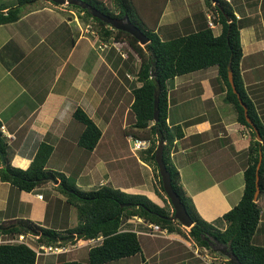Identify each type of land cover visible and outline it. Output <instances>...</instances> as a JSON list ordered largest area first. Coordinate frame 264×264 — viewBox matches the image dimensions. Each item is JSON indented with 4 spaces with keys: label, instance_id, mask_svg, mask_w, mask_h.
Returning <instances> with one entry per match:
<instances>
[{
    "label": "crops",
    "instance_id": "1",
    "mask_svg": "<svg viewBox=\"0 0 264 264\" xmlns=\"http://www.w3.org/2000/svg\"><path fill=\"white\" fill-rule=\"evenodd\" d=\"M176 1L180 0H167L162 10L157 29L162 38L208 26L209 21L214 24V34L221 33L222 25L215 22L204 0H181L187 7V15L182 18L176 16L182 2L175 4ZM227 1L243 25L240 29L243 88L264 125V0ZM52 2L32 0L21 8L17 20L0 24V130L2 142L8 146L11 165L27 169L37 147L47 142L54 147L48 167L63 172L79 189L91 190L110 184L129 193L145 194L164 206L163 198L155 191L158 177L152 166L141 159L143 150H133L131 146V153H125L119 147V140L110 135L109 123L103 120L116 116L124 94L130 91L132 94L133 90L127 86L132 82L128 83L114 71L121 65L116 64L117 54L112 48L106 52L96 48L95 44L102 39L93 36L88 28L91 25L95 29L93 20ZM16 4L17 0H0V10L6 12ZM80 4L87 7L85 3ZM136 56L135 64H141L140 57ZM199 71L177 76L167 84L168 124L181 125L184 132L183 137L174 142L171 162L178 169L183 188L199 214L224 229L223 214L233 208L243 194L252 137L250 128L238 122L233 106L225 101L227 86L218 75L217 66L202 69V74H198ZM107 74L112 76L108 81L104 78ZM137 84L140 86L141 82ZM132 100L133 97L126 107V115L131 110ZM78 107L102 130L91 152L78 145L83 129L73 117ZM189 120L193 121L186 124ZM126 122L123 121L127 126ZM258 135L255 139L263 142ZM126 137L128 142L133 139L130 135ZM65 144L72 146V159L75 160L73 154H79L76 156L79 158L86 156L81 166L79 162L69 165L71 158L68 159L62 148ZM58 149L64 156L63 165L52 167L51 158ZM260 154L263 159L264 150H260ZM2 159L4 155L3 158L0 155V170L5 165ZM59 182L50 179L32 191H25L3 181L0 175V224L28 219L46 227L44 222L53 210V217L62 222L66 217H73L66 227L59 226V221L54 223L56 230L74 227L76 208L66 201ZM257 202L264 211V194L258 196ZM140 220L144 219L134 216L120 229L137 232L141 253L105 264H225L226 261L238 264L227 244L212 239L208 249L177 232L166 230L155 236L142 233L146 228H142L145 224ZM258 228L256 243L264 245V220L261 219ZM24 235L30 238L33 234ZM95 243L67 244L66 252L41 255L36 264L86 261L89 248Z\"/></svg>",
    "mask_w": 264,
    "mask_h": 264
},
{
    "label": "trees",
    "instance_id": "2",
    "mask_svg": "<svg viewBox=\"0 0 264 264\" xmlns=\"http://www.w3.org/2000/svg\"><path fill=\"white\" fill-rule=\"evenodd\" d=\"M32 0H17V4L8 7L7 11L0 10V24L17 20L21 8ZM51 1V0H50ZM73 9L78 10L85 19L94 22L98 37L104 41L126 42L140 57L141 64L137 71L140 86L133 87L130 109L135 121L125 134L133 138L148 139L150 145L142 151V160L153 167L160 185L155 186L156 193L163 198L165 205L160 206L145 194L129 193L109 185L96 189L81 190L73 180L59 171L48 167V161L53 153V145L43 142L37 147L30 166L27 169L12 166L7 154V144L2 142L0 130V151L4 155L5 165L0 170L1 179L10 182L20 190L32 191L47 183L50 179L59 180L58 187L67 198L66 201L76 208L77 224L72 228L58 231L43 227L30 220L20 219L8 224H0V234L13 237L18 234H35V241L47 245L87 244L102 236L100 243L89 248L86 261L60 260L57 264H105L110 261L141 253V243L136 231L121 230L122 224L138 216L145 221L159 225L169 232H177L189 237L199 247L210 249L213 240L227 244L238 264H264V245L253 241L261 221V208L255 200L257 165L260 150H264V125L255 113L253 104L243 88L240 74V63L243 56L240 40V29L243 27L240 19L235 16L227 0H204L215 22L222 25V31L215 35L212 28L202 25L196 30L183 34H171L162 38L158 34V23L163 7L156 15L149 17L142 9L140 0H113L115 10L106 6L103 0H86L97 10L114 18L127 15L149 38L146 46L132 34L114 28L108 22L94 15L87 7L81 6L85 0H70ZM55 3V2H54ZM86 3V4H87ZM58 4V3H55ZM139 20V21H138ZM110 48H113L111 45ZM116 64L125 58L118 54ZM127 60V59H125ZM217 66L218 75L227 86L225 101L230 103L236 113L238 122L249 128L253 126L247 121L249 117L257 131L252 130L250 143V159L244 171L245 186L240 201L223 214L226 227L206 221L197 211L192 198L186 193L180 179L178 169L171 162V150L176 139L183 137L181 125L168 124L169 90L168 81L177 76L197 70ZM232 71L235 91L229 79ZM240 95V98L238 97ZM155 96L160 110L159 120L154 121ZM248 115L245 114L243 104ZM73 117L80 122L83 129L78 137V145L91 152L98 144L102 130L97 123L80 107ZM193 120L186 122L191 123ZM1 126V124H0ZM259 134L263 142L255 139ZM160 135L164 136V161L172 177V185L179 194L187 211L195 224L185 232L182 224L168 217L173 216L174 208L168 198L161 180L159 167L155 159ZM259 195L264 194V158L259 171ZM75 235V237H71ZM37 253L27 243H0V264H36ZM225 264H232L226 261Z\"/></svg>",
    "mask_w": 264,
    "mask_h": 264
},
{
    "label": "rangeland",
    "instance_id": "3",
    "mask_svg": "<svg viewBox=\"0 0 264 264\" xmlns=\"http://www.w3.org/2000/svg\"><path fill=\"white\" fill-rule=\"evenodd\" d=\"M83 1V0H82ZM137 3H138V0H136ZM166 0H140V3L141 6H142V9L148 14L149 17H152L153 15H156L158 12H160V10L162 9V7L164 6V3H165ZM86 2V0L84 1ZM103 2L106 4V6L108 8H110L111 10L113 11H116L115 10V5L113 3V0H103ZM182 2V5H181V8H177L176 9V16L177 18H182L185 14L187 15V7L184 6L183 4V1H176L175 4H181ZM53 4H55L54 2H52ZM87 3V2H86ZM61 5V4H60ZM166 5V3H165ZM63 7L66 6L67 9H73V7L70 6V4H62ZM164 8V7H163ZM75 10L78 14V10L76 9H73ZM161 16V15H160ZM139 21V20H138ZM96 30V29H95ZM158 34L161 36V33L158 31ZM165 37V36H164ZM114 42V41H113ZM116 44L115 47H113L112 49H115V51L120 54L122 56V53L126 56L125 59L127 60H123L122 63H119L121 65H118V67H115L114 68V71L115 73H117L119 76L121 77H124L125 79H127L128 83L132 82L131 84L127 85L129 86L130 89H132V87L134 86H138V80L137 79H134V78H131L129 77L128 75H131V76H136L137 75V71L139 69V64L140 62L136 65L135 62L137 61V54L133 52L132 48L128 45V43L126 42H114ZM99 45V42L97 44H95V46L97 47ZM142 46H146V44H141ZM113 46V45H112ZM118 47L120 50H118ZM109 50V49H106L105 52ZM125 52V53H124ZM128 54V55H127ZM123 57V56H122ZM124 58V57H123ZM121 70L120 72L118 70ZM199 71V70H197ZM204 73V71H199L198 74H202ZM116 74V75H117ZM112 76L110 74H107L106 77H104L106 79V81L109 80V78H111ZM127 83V84H128ZM125 90V89H124ZM121 94V93H120ZM132 98V94H131V91L130 92H127L124 94V99H123V103L121 105V107L118 109L117 111V115H113V117L111 119H109V116L104 119V122H108L111 127V131L110 132L111 134L110 135H114L115 138L117 140H119V147H121V149L124 150L125 153L129 154L131 153L130 152V148L132 146V141L131 142H128V138L126 137L125 135V129L124 128H128V130L130 129L129 124L133 121H135V116L133 114V112L130 110L128 115H126L127 113L125 112L126 110V107L129 106V103H130V99ZM234 108V107H233ZM235 110V109H234ZM107 112V110L105 111V113ZM111 115V114H110ZM126 116V117H125ZM124 119V120H123ZM109 120V121H108ZM125 122L126 120L128 122L127 123V126L125 123H123V121ZM80 124V123H79ZM99 125V124H98ZM80 126L82 127V125L80 124ZM252 128H250V133L252 135ZM74 143L76 144L77 143V138L74 140ZM66 146H62V148H65V151L67 153V157L68 159L71 158L72 154H70L71 152V145H67L65 144ZM80 150V149H79ZM78 153V151L76 152ZM140 152L138 151V154ZM79 154H73V158L74 159H69L70 164L69 165H74L76 164V162H79L80 163V166L82 165V163L87 159L86 156L85 157H76L78 156ZM85 155H89V154H85ZM111 154H107V156H109ZM140 156V154H139ZM52 161L50 162V165L53 167L54 165H59V166H62L63 165V160H64V156L61 154L60 150L58 149L57 152L55 154H53L52 156ZM73 161V162H72ZM55 167V166H54ZM140 171L143 173V169L142 167L140 166ZM153 168V167H152ZM58 169V168H57ZM80 169V168H79ZM49 182V181H48ZM109 186H112L110 184H108ZM160 185V184H159ZM54 207V204L53 206ZM71 213V212H70ZM73 219L72 215L69 217V218H65L64 221L62 222L61 220H58V218H55L53 217V210H50V212L48 213V217H47V220L46 222H44V225L47 227V228H51V229H56V224L54 223H57L58 221V225H63V227H66V225L68 224V222H71V220ZM150 222V221H147V223ZM39 223V222H37ZM64 223V224H63ZM54 224V225H52ZM142 228H146V232H142V233H147L149 231V227L147 226V224L143 225ZM182 228H184L185 231H188L190 228L188 227H185L182 225ZM31 234V233H30ZM148 234V233H147ZM255 238L253 239V241L256 243L257 242V239H256V236H254ZM10 237L8 236H4L3 234H0V242H4L5 240L9 239ZM27 241L31 242L33 241L30 237V238H27L25 237ZM34 244V243H33ZM70 244V243H69ZM63 246V245H62ZM74 246V245H72ZM202 249V248H201ZM86 250V248H85Z\"/></svg>",
    "mask_w": 264,
    "mask_h": 264
},
{
    "label": "water",
    "instance_id": "4",
    "mask_svg": "<svg viewBox=\"0 0 264 264\" xmlns=\"http://www.w3.org/2000/svg\"><path fill=\"white\" fill-rule=\"evenodd\" d=\"M51 1L58 3V4H69L72 2L70 0H51ZM84 3H85V5H87L91 9V11L94 15H96L99 18L103 19L104 21L108 22L110 25L114 26V28L119 29V30H123V31H126V32L132 34L133 36H135L139 40L140 44H147L150 41L148 36L136 24H134L127 15H125L123 18H114L108 14H105L104 12H102L100 10L95 9L90 4H88V3L86 4V2H84ZM229 79H230L231 85L235 91L236 89H235V83H234L232 71L229 73ZM238 97L240 98L239 94H238ZM240 101L242 103L241 99H240ZM243 107L245 109V114L247 116L248 115L247 107L245 104H243ZM159 115H160V110L158 107V100H157V96H155L154 121L157 122L159 120ZM247 121L257 131L256 127L254 126V122L249 117H247ZM258 136H259L258 138L261 139L260 135H258ZM163 152H164V136L160 135L158 147H157L156 152H155V159H156V162H157L158 167H159V172L161 175L163 188H164V190H165V192H166L168 198L170 199L172 206L174 208L173 216L168 217V218L177 220L183 226L191 228L195 224V222L192 219V217L190 216L189 212L187 211L186 206L182 202L179 194L175 191V189L172 185V177H171L170 172L167 169L166 162L164 161ZM0 155L3 158V155L1 152H0ZM261 162H262V155L260 154L259 163L257 165V177H256L257 191L255 193V200H257L258 194H259V184H258L259 174H258V171H259ZM39 233L40 232L37 231L36 234L39 235ZM71 237H75V235H73Z\"/></svg>",
    "mask_w": 264,
    "mask_h": 264
},
{
    "label": "built area",
    "instance_id": "5",
    "mask_svg": "<svg viewBox=\"0 0 264 264\" xmlns=\"http://www.w3.org/2000/svg\"><path fill=\"white\" fill-rule=\"evenodd\" d=\"M211 28L214 27V24L212 21H209V24H208ZM90 32L94 35H98L97 33V30L93 29V27L91 25L88 26ZM111 45L113 46H116V44L114 42H110V41H102L101 42L99 41V45L96 47L100 52H104L106 49L110 48ZM118 50H120L118 48ZM122 56L125 58L126 56L122 53ZM129 77L131 78H134V79H137L138 76H131V75H128ZM150 145V141L149 140H140V139H134V142H133V146H132V149L133 150H140V149H144V148H147L149 147ZM37 196L39 198H42L43 195L42 194H37ZM261 217L263 218L264 220V211H261ZM140 222H142L143 224H147V226L149 227V231L147 232L148 234L150 235H160V234H164L166 233V229H162L159 225L155 224V223H152V222H145L144 220H140ZM102 241V236H99L97 237L96 239H92L91 243L92 242H97V243H100ZM4 242H9V243H21V242H24V243H27L29 244L30 246H32L36 253H37V256H41V255H44V254H47V253H61V252H64V251H67V246H57V245H47V244H44V243H39V244H32L31 242L27 241L26 238H25V235L24 234H18L16 236H13V237H10L9 239L5 240ZM96 244V243H95Z\"/></svg>",
    "mask_w": 264,
    "mask_h": 264
},
{
    "label": "clouds",
    "instance_id": "6",
    "mask_svg": "<svg viewBox=\"0 0 264 264\" xmlns=\"http://www.w3.org/2000/svg\"><path fill=\"white\" fill-rule=\"evenodd\" d=\"M213 29V28H212ZM138 79V78H137ZM133 138V137H132ZM134 139H138V138H133L132 139V141L134 142ZM140 140H148V139H140ZM150 141V140H149ZM133 146V145H132ZM148 148V147H147ZM147 148H144V149H147ZM144 149H140V150H144ZM258 199V198H257ZM257 201V200H256ZM261 219L263 220V218L261 217ZM16 236V235H15ZM36 236H37V234L35 235V234H33L32 235V238H33V242H35L34 244H39V243H37L36 241H35V239H36ZM1 243V242H0ZM33 244V243H32ZM63 246H67V245H63ZM64 252H66V251H64ZM61 253H63V252H61ZM39 257V256H38Z\"/></svg>",
    "mask_w": 264,
    "mask_h": 264
}]
</instances>
